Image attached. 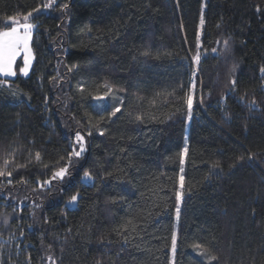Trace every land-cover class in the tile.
<instances>
[{"label": "trees", "instance_id": "trees-1", "mask_svg": "<svg viewBox=\"0 0 264 264\" xmlns=\"http://www.w3.org/2000/svg\"><path fill=\"white\" fill-rule=\"evenodd\" d=\"M48 2L0 0L36 25L0 77V264H264V0Z\"/></svg>", "mask_w": 264, "mask_h": 264}, {"label": "snow or ice", "instance_id": "snow-or-ice-1", "mask_svg": "<svg viewBox=\"0 0 264 264\" xmlns=\"http://www.w3.org/2000/svg\"><path fill=\"white\" fill-rule=\"evenodd\" d=\"M55 3V0H49L47 4L44 5V8H50ZM65 8L68 7V5H64ZM33 11L39 12L40 9H34ZM30 18H33V12L29 11L27 14L23 15V23H20V21L15 17H9L8 20L11 21V23L15 26L9 27L6 30L0 31V75H3L4 77H11L15 76L16 72L14 71V67L16 65L17 57L23 56V66L19 68V71L24 76H27L29 73V69L32 65L33 55H32V49L29 46V41L32 36V30L36 25L30 22ZM201 24H203V19L201 20ZM225 44H227V41H225ZM215 51V50H214ZM195 60L199 61V55L195 57ZM261 72H264V68L261 69ZM107 87V85H105ZM108 91H111L110 88H108ZM187 107L189 110V113H191L192 105H193V98L191 95H188L186 98ZM254 103V102H253ZM120 108H116L115 111L112 113V115H115L116 112H119ZM137 120H140L141 117H136ZM101 135L103 133L101 132ZM76 141L79 144V150L73 149L72 155L76 157H80L81 154L85 151L84 148V138L77 133L76 134ZM39 154H37V160H39ZM240 159H243L241 157ZM181 165L184 163V154L181 155L180 160ZM8 164V161H5V166ZM181 172H183V168H181ZM67 173V168L60 167V169L53 173V179L59 177L63 178L65 174ZM11 176V172L5 171V169H0V176ZM84 176L88 179H91L88 172L84 173ZM183 181L184 177L181 175L180 177V184L181 187H183ZM51 182L46 180L44 181V184H50ZM78 199V195H73L70 198V203L76 202ZM182 199V192L177 191L176 192V200H177V216H179V205L180 201ZM194 249H202V245L200 243H195L192 245ZM171 248L173 254H175L176 248H177V233L176 231H173L171 234ZM198 254L203 255V252H200ZM209 264H211V261H214L217 259L215 256H208L207 257Z\"/></svg>", "mask_w": 264, "mask_h": 264}, {"label": "rangeland", "instance_id": "rangeland-1", "mask_svg": "<svg viewBox=\"0 0 264 264\" xmlns=\"http://www.w3.org/2000/svg\"><path fill=\"white\" fill-rule=\"evenodd\" d=\"M42 11H44V9H40V11L39 12H42ZM39 12H36V13H39ZM19 21H20V23H23L24 21H23V18H20V19H18ZM30 20H31V18H30ZM15 26V25H14ZM32 32H33V30H32ZM29 46H30V41H29ZM18 58H21V60H22V63H23V56L21 55V56H19ZM29 74V73H28ZM23 75V74H22ZM24 76V75H23ZM57 179L58 180H60L61 178H59V177H57ZM81 180H82V182H84L85 184H91L92 183V179H88V178H86L85 176H84V174H82V176H81ZM75 205H76V202H73V203H70V201H67L66 202V206H68L69 208H73V207H75Z\"/></svg>", "mask_w": 264, "mask_h": 264}, {"label": "crops", "instance_id": "crops-1", "mask_svg": "<svg viewBox=\"0 0 264 264\" xmlns=\"http://www.w3.org/2000/svg\"><path fill=\"white\" fill-rule=\"evenodd\" d=\"M18 57H19V56H18ZM18 57H17V59H19ZM32 62H33V60H32ZM30 68H31V67H30ZM29 71H30V69H29ZM0 77H1V78H5V79H11V78H13L14 76H11V77H4L3 75H0Z\"/></svg>", "mask_w": 264, "mask_h": 264}]
</instances>
